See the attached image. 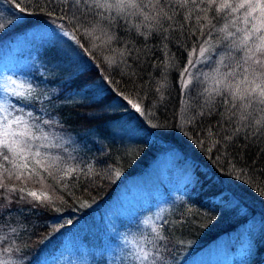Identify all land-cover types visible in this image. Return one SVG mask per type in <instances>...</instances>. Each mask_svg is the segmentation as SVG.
Here are the masks:
<instances>
[{
    "label": "trees",
    "instance_id": "16d2710c",
    "mask_svg": "<svg viewBox=\"0 0 264 264\" xmlns=\"http://www.w3.org/2000/svg\"><path fill=\"white\" fill-rule=\"evenodd\" d=\"M3 1L8 13L0 15V23L5 25L0 29V46L34 26L57 22L72 36L88 63L69 66L53 46H46L45 57L54 62L55 76L50 82L56 93L87 92L97 78L106 90L62 104L48 114L49 120L59 121L53 126L70 138L74 136V144L79 145L59 152V168L76 169L72 175L61 180L62 172L52 168V176L40 170L31 180L5 179L9 186L46 194L54 203L41 206L26 192L0 189V260L36 264L49 241L70 223L99 214L122 185L142 179L160 157L176 151L191 180L178 187L180 202L159 224L151 246L154 263L185 264L212 248L225 258L247 251L253 255L251 264L264 261V129L257 131L249 122L231 116L220 97L214 105L204 104L199 95L203 84L194 81L188 97H182L178 83L179 69L188 60L185 48L191 50L196 45L198 49L204 40L211 44L207 60L191 69L196 75L210 72L228 52L234 57L241 55L229 47V41L222 40L221 33L205 28L201 34L195 6L164 4L173 19L160 23L176 31L170 28L164 33L157 27L145 40L130 27L142 17L117 18L110 23L84 0L79 4L77 0H24V13L12 0ZM189 12L190 19L185 21ZM104 16L114 17L115 12ZM224 23V19L213 20L216 28ZM93 25L97 31L90 35ZM100 28L117 39L110 44L95 39L101 35ZM141 31L149 29L142 26ZM164 35L169 36L168 41L163 40ZM164 43L169 55L175 54L179 69L168 71V86L161 99L157 87L163 65H154L165 60ZM124 97L138 103L142 112L130 109L127 115L123 106L131 105ZM117 102L119 106H114ZM40 119L37 116L36 120ZM129 120L131 126H123ZM0 164L8 168L2 159ZM5 248L11 251L5 252Z\"/></svg>",
    "mask_w": 264,
    "mask_h": 264
},
{
    "label": "rangeland",
    "instance_id": "374dc122",
    "mask_svg": "<svg viewBox=\"0 0 264 264\" xmlns=\"http://www.w3.org/2000/svg\"><path fill=\"white\" fill-rule=\"evenodd\" d=\"M2 12L8 13V6L0 0V15ZM46 46H53L69 66L75 68L88 63L72 36L57 22L34 26L0 46V106L8 107L13 116H23L28 124L37 125V135L49 133L48 141H33V147L47 143L49 146L41 151L60 156L61 150L78 148V143L74 144V136L70 138L56 127L42 122L49 120L48 114L52 115L53 109L86 96L98 95L106 90V86L97 78L87 92L56 93V87L50 82L55 76L54 62L49 63V58L45 57L43 49ZM29 86L34 90L30 97L27 96ZM12 90L25 91L26 95L24 98L10 95ZM5 100L7 105H4ZM114 106H119V102ZM123 107L127 108V115L132 112L130 109L134 112L131 106ZM29 112L31 116L27 115ZM37 116L41 117L40 122L36 120ZM132 123L131 120L125 121L123 126L129 127ZM52 137L59 138L60 147L53 146L57 140ZM180 156L173 151L160 157L145 177L122 185L99 214L86 221L70 223L58 237L49 241L36 264H141L132 258V253L141 249L151 253L150 260L155 262L151 246L159 224L172 210L174 212V204L180 202L178 187L191 180L190 173L183 169ZM8 168H11L10 164ZM252 256V253L240 251L225 258L212 248L185 264H251Z\"/></svg>",
    "mask_w": 264,
    "mask_h": 264
},
{
    "label": "snow or ice",
    "instance_id": "6c2138e0",
    "mask_svg": "<svg viewBox=\"0 0 264 264\" xmlns=\"http://www.w3.org/2000/svg\"><path fill=\"white\" fill-rule=\"evenodd\" d=\"M80 2L81 0H77V4ZM169 2H173L174 6L179 8L195 6V9L198 10L196 21L201 34L204 33L205 28L221 33L222 40L229 41V47L241 55L234 57L232 52H228L220 57L210 72L196 75L191 69L207 60L211 49L210 42L204 40L198 49L196 45H193L191 50L185 48V51L188 52V60L182 69H179V62L176 60L175 54L169 55L168 44L164 43L161 51L164 52L165 60L154 65L156 67H159L160 64L163 65L161 80L157 87V91L161 93V99H164L162 90L168 86V71L179 69L178 83L182 97H188L194 81L201 83L204 87L199 95L204 97V104L214 105L216 98L220 97L222 104L227 106L231 116L238 117L241 122H249L257 131L264 129V0H147V2L145 0H91L90 4L88 0H84L90 9L100 10L97 15L102 19H108L110 23L117 18L142 17L139 23L131 24L130 27L135 28L137 35L144 36L145 40L157 30V27L164 33H168L170 28L173 32L176 31L171 25L165 28L160 23L162 20L171 21L173 19V16L169 15L163 6ZM12 3L20 13L26 11L23 6L24 0H12ZM149 9L152 10L151 14ZM105 12H115V16L105 17ZM210 13H214V15H210ZM190 16L191 12L185 16V21L190 19ZM218 19H224L225 23L216 28L213 20ZM142 26L149 31H141ZM4 27L5 25L0 23V29ZM180 27L182 29L183 25ZM96 31L97 25H93L89 34L93 35ZM99 31L101 35L95 36L97 40H103L104 43L110 44L114 39H117L115 35L108 34L103 28H100ZM208 35H211V31L208 32ZM163 40L168 41L169 36L164 35ZM177 43L179 44V41ZM226 60L232 61V63H225ZM201 76L203 80L200 79ZM33 91L29 86L27 96L30 97ZM10 95L24 98L26 93L25 91L12 90ZM124 99L137 113L142 112L138 103H134L127 97ZM182 103L186 107L188 106L185 98H182ZM4 105H7L6 100ZM199 114L203 115L204 113L201 111ZM27 115L31 116L32 114L29 112ZM42 123L49 126L59 125V121L56 120H44ZM249 124H245V127ZM239 130L238 128L237 131ZM37 131V125L28 124L23 116H13L8 107L0 106V159L11 165V168H5L3 164H0V169H2L0 171V189H6L9 193L26 192L28 197L33 198V201L38 202L41 206H46L54 203L50 196L27 191L26 187L17 188L5 183L6 178H15L21 181H24L25 178L31 180L40 170L52 176L53 173L50 169L56 168L62 172L61 180L76 171L71 167L60 169L59 156H51L42 152V148L49 146L47 143L33 147V141L41 139L48 141L50 139L49 133L40 132L37 135ZM52 138L57 140L53 146L60 147L59 138ZM227 139H231V137ZM116 175L119 173L117 172ZM20 199L23 200L25 197L21 196ZM4 251L10 252L11 249L5 248ZM151 255L141 249L138 253H132V258L141 264L143 262L154 264V261L150 260ZM0 264H11V262L0 260Z\"/></svg>",
    "mask_w": 264,
    "mask_h": 264
}]
</instances>
